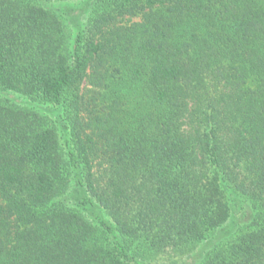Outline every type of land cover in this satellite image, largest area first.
<instances>
[{"label": "trees", "instance_id": "16d2710c", "mask_svg": "<svg viewBox=\"0 0 264 264\" xmlns=\"http://www.w3.org/2000/svg\"><path fill=\"white\" fill-rule=\"evenodd\" d=\"M72 1L0 0V264H264V0Z\"/></svg>", "mask_w": 264, "mask_h": 264}, {"label": "rangeland", "instance_id": "374dc122", "mask_svg": "<svg viewBox=\"0 0 264 264\" xmlns=\"http://www.w3.org/2000/svg\"><path fill=\"white\" fill-rule=\"evenodd\" d=\"M59 3L55 4L58 5ZM56 7H61L64 11L69 12L70 16L73 17H80V15L83 12L82 8V0H75L69 3H61L59 6ZM76 22V19H74Z\"/></svg>", "mask_w": 264, "mask_h": 264}]
</instances>
